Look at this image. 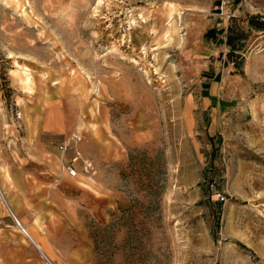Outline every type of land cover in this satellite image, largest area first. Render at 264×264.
Listing matches in <instances>:
<instances>
[{
  "label": "rangeland",
  "instance_id": "rangeland-1",
  "mask_svg": "<svg viewBox=\"0 0 264 264\" xmlns=\"http://www.w3.org/2000/svg\"><path fill=\"white\" fill-rule=\"evenodd\" d=\"M252 18L264 0H0V264H48L34 243L54 264H264Z\"/></svg>",
  "mask_w": 264,
  "mask_h": 264
},
{
  "label": "trees",
  "instance_id": "trees-1",
  "mask_svg": "<svg viewBox=\"0 0 264 264\" xmlns=\"http://www.w3.org/2000/svg\"><path fill=\"white\" fill-rule=\"evenodd\" d=\"M257 20L258 19H256V18L250 19V21H249L250 26H252L253 28H255L259 31L264 30V22H258ZM244 38H245V36L243 34H237V35L230 34L228 36L227 43L231 48L230 55L235 53L236 51L243 49V46L241 45V41Z\"/></svg>",
  "mask_w": 264,
  "mask_h": 264
},
{
  "label": "bare ground",
  "instance_id": "bare-ground-1",
  "mask_svg": "<svg viewBox=\"0 0 264 264\" xmlns=\"http://www.w3.org/2000/svg\"><path fill=\"white\" fill-rule=\"evenodd\" d=\"M172 19H173V18H172ZM23 231L26 233V235H27L28 237L31 238V236L27 233L26 230H23ZM31 239H32V238H31ZM34 244H35L36 248L38 249V251L40 252V254H41L45 259H48V258H46V257H47L46 254H44L43 250L39 247V245L36 244V243H34Z\"/></svg>",
  "mask_w": 264,
  "mask_h": 264
},
{
  "label": "crops",
  "instance_id": "crops-1",
  "mask_svg": "<svg viewBox=\"0 0 264 264\" xmlns=\"http://www.w3.org/2000/svg\"><path fill=\"white\" fill-rule=\"evenodd\" d=\"M38 244V243H37ZM39 245V244H38ZM39 247L42 249V247L39 245ZM43 250V249H42ZM43 252H44V250H43ZM44 254H46L45 252H44ZM47 256V255H46ZM46 258H48V256L46 257ZM46 261H47V263L48 264H54L49 258L48 259H46Z\"/></svg>",
  "mask_w": 264,
  "mask_h": 264
}]
</instances>
